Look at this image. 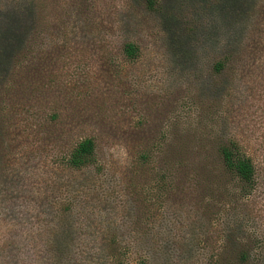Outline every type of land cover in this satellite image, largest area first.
<instances>
[{"label": "rangeland", "instance_id": "374dc122", "mask_svg": "<svg viewBox=\"0 0 264 264\" xmlns=\"http://www.w3.org/2000/svg\"><path fill=\"white\" fill-rule=\"evenodd\" d=\"M234 1L0 0L27 15L23 64L0 90V264H111L113 232L130 264H210L218 219L264 229V0ZM225 41L234 55L217 73ZM217 133L256 172L237 209L209 218L201 185H173L169 168L155 191L154 167L167 172L176 135L199 151ZM86 137L97 164L69 167Z\"/></svg>", "mask_w": 264, "mask_h": 264}, {"label": "trees", "instance_id": "16d2710c", "mask_svg": "<svg viewBox=\"0 0 264 264\" xmlns=\"http://www.w3.org/2000/svg\"><path fill=\"white\" fill-rule=\"evenodd\" d=\"M221 3L217 8H226L232 0H215ZM235 0L234 3H241ZM144 5L151 10L157 7L164 8L165 0H143ZM0 90L7 84H13L11 79L16 67L23 64L26 51V42L23 37L26 33L27 15L23 5H0ZM9 42V45L1 43ZM225 41L223 53L215 62L214 69L222 73L233 59L234 52L231 43ZM122 53L127 60H136L140 53V47L133 41H125L122 45ZM217 133L213 137H206L204 143L212 144L211 148L200 147L196 151L192 144L196 139L174 137V146L169 151V164L163 167H154V190L161 191L165 182H168V169L172 177L173 185H179L182 175L193 187L201 185L199 190L212 201L201 211L202 215L209 218L212 215L227 213L231 208L238 207L252 192L255 182V164L253 159L243 150L241 145L228 135ZM214 144V145H213ZM199 148V147H198ZM160 152V151H158ZM197 154L199 157L197 159ZM139 163L148 165L153 162L150 152L144 151L139 155ZM65 163L74 169H82L97 164L96 143L92 137L80 140L69 152ZM160 166V165H159ZM222 197V201H221ZM231 197L227 203L223 202ZM233 207H230V204ZM213 224V223H212ZM219 229V242L212 254H209L210 264H264V229L252 227L244 218L235 216L233 219H225L214 222ZM110 242L103 248V253L111 264H130L129 247L121 244L115 232L110 237ZM209 246H206L208 249Z\"/></svg>", "mask_w": 264, "mask_h": 264}]
</instances>
